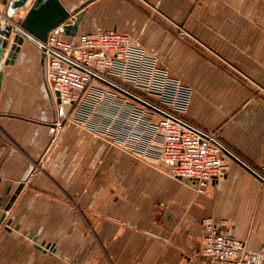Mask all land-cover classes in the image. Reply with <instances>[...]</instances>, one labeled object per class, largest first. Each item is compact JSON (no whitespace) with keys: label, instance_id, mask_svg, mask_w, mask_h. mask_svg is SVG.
Segmentation results:
<instances>
[{"label":"crops","instance_id":"crops-1","mask_svg":"<svg viewBox=\"0 0 264 264\" xmlns=\"http://www.w3.org/2000/svg\"><path fill=\"white\" fill-rule=\"evenodd\" d=\"M59 1L78 9L65 23L82 18L75 36L50 34L74 44L128 34L192 89L183 119L220 129L227 149L263 170L264 0ZM13 36L0 60V216L23 187L0 223V264H210L197 256L207 218L226 220L221 232L248 249L264 248L263 182L228 156L225 178L202 191L175 178L152 127L160 115H136L140 106L115 92L86 121L66 120L71 106L51 91L41 50L24 40L5 64Z\"/></svg>","mask_w":264,"mask_h":264},{"label":"built area","instance_id":"built-area-1","mask_svg":"<svg viewBox=\"0 0 264 264\" xmlns=\"http://www.w3.org/2000/svg\"><path fill=\"white\" fill-rule=\"evenodd\" d=\"M43 46L46 81L51 91L71 106L66 120L86 121L106 92L138 104L136 115L155 112L104 83L109 82L167 116L155 112L161 118L152 127L161 138L160 158L174 165L175 178L192 182L199 191L225 178L229 165L224 162L222 148L227 147L221 130L199 128L183 119L192 89L159 67L128 34L100 31L82 35L74 44L54 33ZM257 173L264 179V168ZM203 226L200 258H207L210 264H264V248L250 250L244 242L221 232L226 220L207 218Z\"/></svg>","mask_w":264,"mask_h":264},{"label":"water","instance_id":"water-1","mask_svg":"<svg viewBox=\"0 0 264 264\" xmlns=\"http://www.w3.org/2000/svg\"><path fill=\"white\" fill-rule=\"evenodd\" d=\"M6 5V11L3 14H0V60L2 59L3 53L8 45L9 40L13 36V42L10 46V51L5 60V64H11L13 58L20 51L21 45L24 40H27L34 44L39 50L44 51L43 43L47 41L49 34L52 31L64 32L68 36H75L77 31V26L82 18V12L76 15V19L73 24L65 23L71 16L75 15L78 12V9L68 11L60 3L59 0H35L29 12L25 18L19 24H15L12 21L14 13L24 7L28 0H4ZM45 54L42 53V61L44 63ZM106 85L120 92L121 94L129 97L130 99L146 106L147 108L155 111L165 117V114L158 111L153 106L146 104L137 97L125 92L118 86H115L109 82L104 81ZM57 102L60 103L59 94L55 92ZM223 153L234 160L237 164L259 179L264 183V179L250 166L243 162L240 158L235 156L226 148H222ZM23 183L19 184L14 193L11 195V198L8 204L4 207V212L0 216V223L6 218V212L10 209L11 204L14 202L17 194L21 191ZM10 190V189H9ZM9 190L7 192H9ZM11 221H7L6 229L10 230L9 225ZM17 229V228H16ZM33 240H36V237L31 235ZM37 249H42L41 246L36 245Z\"/></svg>","mask_w":264,"mask_h":264},{"label":"rangeland","instance_id":"rangeland-1","mask_svg":"<svg viewBox=\"0 0 264 264\" xmlns=\"http://www.w3.org/2000/svg\"><path fill=\"white\" fill-rule=\"evenodd\" d=\"M142 47V46H141Z\"/></svg>","mask_w":264,"mask_h":264}]
</instances>
